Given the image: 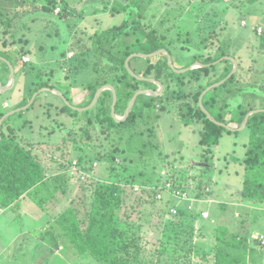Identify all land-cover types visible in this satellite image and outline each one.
I'll list each match as a JSON object with an SVG mask.
<instances>
[{
  "label": "rangeland",
  "instance_id": "374dc122",
  "mask_svg": "<svg viewBox=\"0 0 264 264\" xmlns=\"http://www.w3.org/2000/svg\"><path fill=\"white\" fill-rule=\"evenodd\" d=\"M66 2L71 9L69 13L58 7L52 14L38 11L18 15L7 32L0 28V51L13 52L10 57L15 72L14 87L1 98L6 100L8 110L19 105L31 89L43 82L50 87L40 89L65 93L75 101L83 86L95 76V66H108L91 47V37L124 24H129L128 32L134 26L143 25L147 31L165 36L176 70L217 47L223 49L231 55L227 57L244 69L246 74L242 80L247 79L249 85H254L257 94L245 96L264 97V0L252 3L247 0ZM132 2L135 5L129 7L133 11H130L133 13L130 21L126 13H111L112 8ZM82 44L90 47L89 54L85 52L79 56L80 60L72 61L73 52L69 48ZM20 51L29 62L19 60ZM145 66L144 62H136L132 69L142 72ZM219 68L222 70L225 64ZM6 80H9V71L0 62V86H5ZM170 89L174 90L171 93L174 96L171 91H168L170 95L166 92L169 98L163 94V103L152 109L157 115V126L150 140L159 147L146 153L143 160L132 149V142L127 144L128 148L124 144L120 147L130 159L128 168L132 173L143 170L144 179L151 177L153 183L158 178L188 186L189 193L203 200L187 201L185 205L187 208L191 205L192 215L208 212V219L193 220L191 216H184L179 220L183 223L180 228L168 227L164 206L153 202L150 192H134L135 185L121 179L128 173L120 169L121 162L110 171L111 165L105 159L113 142L98 129L90 130L89 138L81 135L84 120L60 113L59 109L64 106L60 97L44 91L27 110L9 120L15 131V142L35 156L42 167L44 181L22 197L18 209H0V264H101L73 248L63 233L60 216L71 211L85 226L90 215L100 209V190L109 197L112 188L118 189L113 195L120 197V203L117 207H108L106 213L110 211L113 216L117 244L135 262L213 264L215 233L220 226L262 247L264 252V245L253 241L254 237L264 236V203L240 196L249 131L223 133L210 148L211 155L203 154L199 145L200 124L186 115L187 105L180 108L182 102L192 105L190 97H178V93H187L189 86L180 87L173 79ZM165 90L164 86L162 93ZM138 162L143 164L137 167ZM73 163H76L75 169ZM225 201L238 205L228 206ZM182 202L175 199L169 206L180 205L183 209ZM255 260V264H264V254Z\"/></svg>",
  "mask_w": 264,
  "mask_h": 264
},
{
  "label": "trees",
  "instance_id": "16d2710c",
  "mask_svg": "<svg viewBox=\"0 0 264 264\" xmlns=\"http://www.w3.org/2000/svg\"><path fill=\"white\" fill-rule=\"evenodd\" d=\"M254 1L256 0H247L248 3ZM134 5L135 3L132 2L117 8L114 7L111 9V13H126V10ZM58 7H61L64 13H69V10H71L66 0H0V28H5L6 32L11 29L15 16H25L38 11L52 14L56 9H59ZM132 12L129 14V21L133 14ZM137 17L141 19L140 14H137ZM128 25L124 24L119 28L105 31L101 36L93 35L91 37V42L93 40L91 47L93 46L96 54L107 61L108 66H95V76L83 86L81 94L76 97L75 101L70 97H66L64 93L65 98L72 106L77 108L88 106L93 100L97 89L104 85H110L114 88L117 95L115 114L118 117H122L129 100L137 91L143 89L156 90L158 88L153 83L137 81L131 77L127 73L124 63L126 58L133 53L150 54L160 49H166L172 57V53L166 44V37L158 35L155 31H147L146 26L143 25L134 26L128 32ZM102 40L103 43L101 45ZM78 44H81V42L78 41ZM68 51L73 52V57H70L72 61H78L80 60L79 56H82L85 52L89 54L90 47H87L86 44L78 47L72 45ZM10 54L0 51V57L7 59L12 64ZM20 54L19 60L22 62L23 51H20ZM225 56L231 55L217 47L208 55H200L191 59L179 69L190 67L195 63L206 65V67H199L180 75H176L170 70L164 54L151 59H131L129 67L133 73L143 78L161 82L166 90L165 93L158 97L138 96L132 111L125 121L116 122L111 117L112 93L110 90L102 92L97 104L91 110L78 113L64 105L59 109V112L71 117L82 118L84 125L81 127V135L86 138H89L90 130L98 129V132L103 134L109 142H113L112 147L106 153L105 159V163L111 165V172L121 162L122 167L120 169L122 172H128L127 175L121 177L124 182L140 188L153 187L157 189L162 180L157 178L153 183L151 177L144 179L145 171L143 170L132 173L133 171L128 168L130 159L127 157L124 148L120 146L122 144L127 146L128 143L132 142V149L136 152L139 160L145 159L144 155L146 153L159 147L152 143V139L150 140L157 126V115L152 112V109L163 103V96L166 95V92L171 91L170 94L174 92V90L170 89V82L174 79L180 87L189 86L188 92L183 93L184 95L178 93V97H190L192 105L188 104V101L182 102L180 108L182 110L187 105L186 115L192 121L200 124L199 145L203 154L211 155L210 148L218 143L223 133L231 132L210 122L200 111L198 100L207 87L223 80L232 70V64L228 60L213 65V63ZM136 62L145 63L146 66L142 72L132 69V65ZM1 64L8 70L4 63L1 62ZM221 64H225V68H222V70L219 68ZM237 65V71L231 78L220 87L208 91L202 98V104L212 118L232 129L239 128L250 111L264 109V97L257 99L250 98L248 95L245 96L247 93L253 95L257 93L254 92V85H249L247 79L243 78L242 80V75L246 73L240 64L237 63ZM217 71L219 73L215 74ZM186 78L187 82H185ZM41 87L50 86H47L46 82L40 83L28 92L16 108L26 105L33 93ZM171 95L174 96V94ZM166 98H169V96L167 97L166 95ZM5 113L6 111H0V118ZM92 113L93 115L90 117ZM182 114L183 111L180 115L182 116ZM9 120L10 117L3 122L1 128L2 130L6 127L8 132L2 131L0 141V209L15 210L19 208L20 200L23 196L28 195L43 184L44 173L31 151L15 142V131L11 128ZM245 129L249 131V142L245 158L243 159L241 197L245 200L264 203V113L250 116ZM146 137L148 140L145 139ZM133 141L137 143L134 144ZM118 158L119 161L116 162L115 160ZM204 161H207V157H205ZM139 162L136 164L137 167L143 164ZM152 168L155 169V166ZM179 187L187 188V190L189 188L183 185ZM116 190L118 189L112 188V194L110 193L109 197L104 196L102 193L103 189L100 190V209L90 215L85 222V226L78 221L71 211L60 216V224L66 239L73 248L79 253L89 254L96 262L101 264H140L131 260V257L124 253L125 249H120V244H117L118 231L114 225L113 216L110 211L106 213L108 207H117L120 203V197H116V194L113 195ZM153 195L154 192H151L149 197L152 199ZM162 195L161 206L166 209L164 220H167L168 227L180 228L183 225L180 221L184 216H191L193 220L200 217L199 213L192 215L191 211L187 210L186 203L182 204V207L184 206L183 209L180 205V208L176 207L178 210L176 216H169L167 211L169 210V205L173 204V200L166 194L162 193ZM188 196L195 201L198 200L196 199L197 196L189 192ZM202 200L199 199L198 201L201 202ZM201 210L200 208L199 211ZM255 240L257 239H253V241ZM261 248L260 246H254L250 241L248 242L246 239L238 237L225 227L220 226L215 233L213 264H255V258H263L264 252L261 251ZM114 251L118 252L119 255Z\"/></svg>",
  "mask_w": 264,
  "mask_h": 264
},
{
  "label": "water",
  "instance_id": "95a60500",
  "mask_svg": "<svg viewBox=\"0 0 264 264\" xmlns=\"http://www.w3.org/2000/svg\"><path fill=\"white\" fill-rule=\"evenodd\" d=\"M130 11H132L131 8H128L126 10V15L128 16L127 19L129 18ZM160 54H164L166 56L168 67L170 68V70L172 72H174L177 75L187 73V72H189L191 70H194L196 68H199V67H206V65H202L200 63H195V64H193L190 67L176 70L173 67V65H172V57H171V55L165 49H160V50L155 51V52L150 53V54L133 53V54L129 55L126 58L125 63H124V67H125L127 73L131 77L136 79L137 81H145V82H148V83H154V84L157 85L158 88L156 90H145V89H143V90L137 91L131 97V99L129 100V102L127 104V107H126L122 117H118L115 114V105H116V102H117V95H116V92H115L114 88L112 86H110V85H104V86L100 87L99 89H97V91L95 92V95H94L93 100L91 101V103L88 106L84 107V108H77V107L72 106L67 101L65 96L62 93H60V92H58L56 90H52V89H48V88H46V89L42 88V89L37 90L35 93H33V95L30 98V101L26 105H24L22 107L15 108V109H13L11 111H8L7 113H5L3 115V117L0 118V141H1V133H2L1 126H2L3 122L6 119H8L9 117H11V116H13V115H15L17 113L23 112L24 110H27L32 105V103L34 102L35 98L40 93H42L44 91L45 92H51V93L53 92V93H55L57 96L60 97L61 101L63 102V105H65L66 107H68L72 111L78 112V113H83V112H86L88 110H91L97 104L102 92H104L105 90H110L111 93H112V103H111V108H110L111 117L116 122L125 121L127 119V117L129 116L130 112L132 111L133 106H134L135 101H136L138 96L143 95V96L158 97V96H160L162 94V91L164 89V86H163V84L161 82L156 81L154 79L143 78V77L138 76L135 73H133L132 70L129 67L130 60L133 59V58L151 59V58H155L156 56H159ZM225 60H230L233 63L232 70L230 71V73L223 80H221V81H219V82L207 87L201 93V95L199 97V100H198V107H199L200 111L206 116V118L210 122L214 123L215 125H217L219 127H222V128H225L226 130H228L230 132H240V131H243L246 128L247 121H248V118L250 116H252L253 114H257V113H264V109H257V110L250 111L249 113H247V115L243 119L242 124L240 125V127L237 128V129H232V128H229L228 126H226V125H224L222 123H219V122L215 121L212 118V116L208 113V111L204 108V106L202 104V98L208 91L220 87L221 85L224 84L225 81H227L229 78H231L236 73V71H237V62L231 57L225 56V57L221 58L220 60H218L217 62L213 63V65H216V64H218V63H220L222 61H225ZM0 62L4 63L7 66L8 71H9L8 83L5 86L0 87V95H2V94H5V93L9 92L13 88L15 74H14L13 66L10 63V61H8L7 59H5L3 57H0ZM207 67H208V65H207Z\"/></svg>",
  "mask_w": 264,
  "mask_h": 264
},
{
  "label": "built area",
  "instance_id": "2783aa9c",
  "mask_svg": "<svg viewBox=\"0 0 264 264\" xmlns=\"http://www.w3.org/2000/svg\"><path fill=\"white\" fill-rule=\"evenodd\" d=\"M227 1L228 0H225V2H227ZM242 24H243V22H242ZM258 30L260 32V29H258ZM21 60H22L23 63L29 62V59L26 56H22ZM72 166L75 169L76 163H73ZM152 188L151 189L149 187L140 188L138 186H134L133 187L134 192H140V191H144V190H145L146 193H149V192L151 193V191L154 192V195L152 196V200L155 201V202L161 203V200H162V197H163L162 193H163V194H166L172 200L180 199V200H183L182 203H186L187 201H189V203H191V202L195 203L194 202L195 200L191 199L188 196V191L189 190L180 188L173 181H170V180L166 179V180H163L161 182V184L159 185V187L157 189L156 188L152 189ZM204 191L207 192L208 189L204 188ZM189 209H190V211H192V207H191L190 204H189L187 210L189 211ZM167 212H168L169 216L173 217V216H176L178 210H177L176 207L170 206L169 210ZM208 216H209L208 212H206V211L205 212L204 211L200 212V218L201 219H208ZM256 239L260 242V245H264V236H262V235L258 236Z\"/></svg>",
  "mask_w": 264,
  "mask_h": 264
},
{
  "label": "crops",
  "instance_id": "0c3cea01",
  "mask_svg": "<svg viewBox=\"0 0 264 264\" xmlns=\"http://www.w3.org/2000/svg\"><path fill=\"white\" fill-rule=\"evenodd\" d=\"M13 53V52H12ZM11 53V54H12ZM14 58H16V56L14 57ZM11 59H13V58H11ZM232 68H233V66H232ZM237 68H238V65H237ZM14 69V68H13ZM14 74H15V72H14ZM8 75V74H7ZM7 81V82H6ZM5 82V85L8 83V80H6ZM14 83H15V79H14ZM154 84V83H153ZM156 85V84H155ZM0 87H3V86H0ZM14 87V86H13ZM12 90V89H11ZM2 96L3 95H0V111H6V113L8 112V111H11V110H13V109H15L17 106H15L13 109H7L6 108V106H8V104H7V102H6V100H3V99H1L2 98ZM24 99V98H23ZM22 99V100H23ZM21 100V101H22ZM21 101H20V103H21ZM1 128H2V126H1ZM241 196V195H240ZM241 200V199H240ZM231 201V200H230ZM230 201H225V203L228 205V206H233V207H235L236 205H238V203H235L234 201L233 202H230Z\"/></svg>",
  "mask_w": 264,
  "mask_h": 264
},
{
  "label": "clouds",
  "instance_id": "9594fccd",
  "mask_svg": "<svg viewBox=\"0 0 264 264\" xmlns=\"http://www.w3.org/2000/svg\"><path fill=\"white\" fill-rule=\"evenodd\" d=\"M254 239H256V238L254 237Z\"/></svg>",
  "mask_w": 264,
  "mask_h": 264
}]
</instances>
